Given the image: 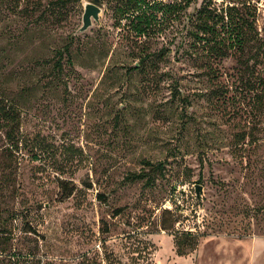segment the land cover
Wrapping results in <instances>:
<instances>
[{
	"label": "rangeland",
	"instance_id": "obj_1",
	"mask_svg": "<svg viewBox=\"0 0 264 264\" xmlns=\"http://www.w3.org/2000/svg\"><path fill=\"white\" fill-rule=\"evenodd\" d=\"M201 1L150 46L162 59L131 68L141 48L105 0L83 31L93 0H0V95L19 113L14 139L0 129V264H264V0L251 73L236 53L209 78L184 23ZM143 159L163 163L153 183L125 180Z\"/></svg>",
	"mask_w": 264,
	"mask_h": 264
},
{
	"label": "trees",
	"instance_id": "obj_2",
	"mask_svg": "<svg viewBox=\"0 0 264 264\" xmlns=\"http://www.w3.org/2000/svg\"><path fill=\"white\" fill-rule=\"evenodd\" d=\"M105 2L106 7L112 12L114 26L123 31L122 38H125L127 43L131 42L141 48L138 62L131 67L135 68L138 64L141 66L146 61L153 63L154 59H162L165 50L164 44H161L157 50H150V46L155 42L161 43L160 38L163 39L164 30L172 22L179 20V14L191 4L192 0H184L183 2L181 0L172 2L105 0ZM253 21L251 0H221L220 4H216L215 0H202L195 13L184 18V23L187 25L186 36L190 39V46L194 47L192 51L195 52L196 56L201 55L205 58L203 64L208 78L209 75L213 77L211 74L213 63L236 53L242 68L241 71L251 73L249 69L253 63L249 64V59H253L254 62L257 61L261 51L259 46L254 49L246 48L248 43L257 40ZM63 51H68V45H64L55 52L57 56L55 67L57 69L60 67ZM241 75L239 83L244 87L253 89L257 80L243 76L242 73ZM174 87L177 89V84ZM219 87L212 88L210 93L216 94L220 91ZM18 125L19 113L16 107L0 95V129L4 130L7 141L14 139V132ZM141 163L144 164V167L138 172L127 173L124 179L129 181L142 180L144 185H151L155 180V172L160 173L163 169V163L153 164L145 159ZM60 187L63 197L72 193L73 186H65V183H62ZM97 197L102 199L105 196L98 194ZM116 211L119 213V210ZM185 237H191V232L185 231L173 235L177 256L186 254L182 246Z\"/></svg>",
	"mask_w": 264,
	"mask_h": 264
},
{
	"label": "water",
	"instance_id": "obj_3",
	"mask_svg": "<svg viewBox=\"0 0 264 264\" xmlns=\"http://www.w3.org/2000/svg\"><path fill=\"white\" fill-rule=\"evenodd\" d=\"M98 0H93V2H86L83 7V13L81 16V26L79 27V31L85 30L88 26L92 24V19L94 21H98L99 13L101 8L96 4ZM195 188V196L198 198L201 192V186L196 184Z\"/></svg>",
	"mask_w": 264,
	"mask_h": 264
},
{
	"label": "crops",
	"instance_id": "obj_4",
	"mask_svg": "<svg viewBox=\"0 0 264 264\" xmlns=\"http://www.w3.org/2000/svg\"><path fill=\"white\" fill-rule=\"evenodd\" d=\"M166 253H167V251H166ZM160 254H161V258L159 259V262H157L156 264H171V263H169V262H167L165 259H166V257L168 256L167 254H162L161 252H160ZM166 255V256H165ZM181 259V257H179L178 258V260H177V262H179V264H182L181 262H182V260H180ZM182 259H183V257H182ZM176 262V263H177ZM184 263V262H183ZM178 264V263H177Z\"/></svg>",
	"mask_w": 264,
	"mask_h": 264
}]
</instances>
